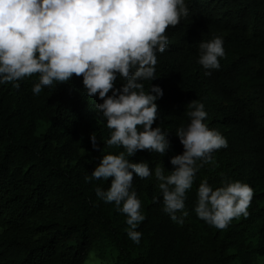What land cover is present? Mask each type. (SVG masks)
I'll return each instance as SVG.
<instances>
[{"label": "trees", "instance_id": "trees-1", "mask_svg": "<svg viewBox=\"0 0 264 264\" xmlns=\"http://www.w3.org/2000/svg\"><path fill=\"white\" fill-rule=\"evenodd\" d=\"M189 15L166 28L168 46L157 53L158 125L169 133L166 155L138 151L134 162L151 167L183 147L176 129L190 121L191 100L204 104L205 123L227 147L214 150L186 191L189 212L179 225L162 211L153 178L134 176L132 189L145 219L140 242L128 236L126 214L96 196L111 178L89 179L109 146L111 129L96 114L97 97L84 94L82 78L53 82L31 92L39 74L0 85V264H86L92 252H108L113 264H264V0H186ZM224 39L220 67L206 75L197 62L199 42ZM121 81H116L119 87ZM140 127V126H138ZM97 137L93 148L89 136ZM201 161H197L200 164ZM239 180L253 188L248 215L216 228L197 217V188Z\"/></svg>", "mask_w": 264, "mask_h": 264}, {"label": "clouds", "instance_id": "clouds-1", "mask_svg": "<svg viewBox=\"0 0 264 264\" xmlns=\"http://www.w3.org/2000/svg\"><path fill=\"white\" fill-rule=\"evenodd\" d=\"M188 15L186 0H0V85L18 87V81L39 74L31 88L36 95L75 75L82 78L85 96L102 101L95 104L96 114L111 129L104 143L124 151L103 155L85 180L111 178L107 190L95 188L96 196L126 214L127 236L137 244L142 233L136 229L145 216L132 189L134 176L153 178L159 189L153 200L162 198V211L183 225L189 215L186 191L197 171L214 150L227 147L226 138L204 122V104L194 99L189 102L190 121L176 129L183 151L169 157L171 170L164 162L151 167L147 160L134 162L125 155L145 150L166 155L172 146L169 133L153 127L163 90L152 83L145 90L144 82L157 79L156 54L169 43L166 28ZM223 45L219 35L199 42L197 62L206 75L220 67ZM89 139L96 148L95 134ZM196 192L197 217L219 229L234 217L247 216L253 197V188L239 180L215 189L204 180Z\"/></svg>", "mask_w": 264, "mask_h": 264}, {"label": "rangeland", "instance_id": "rangeland-1", "mask_svg": "<svg viewBox=\"0 0 264 264\" xmlns=\"http://www.w3.org/2000/svg\"><path fill=\"white\" fill-rule=\"evenodd\" d=\"M99 260L102 262V264H113V257L108 254V252H105L104 254L96 250L91 253L90 258L86 262V264H95V262Z\"/></svg>", "mask_w": 264, "mask_h": 264}]
</instances>
